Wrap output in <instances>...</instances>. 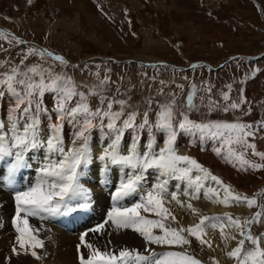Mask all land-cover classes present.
<instances>
[{"label": "snow or ice", "instance_id": "1", "mask_svg": "<svg viewBox=\"0 0 264 264\" xmlns=\"http://www.w3.org/2000/svg\"><path fill=\"white\" fill-rule=\"evenodd\" d=\"M9 34L0 32V39H8ZM9 44L24 45L26 41L12 36ZM21 61L10 67L9 71L0 73V100L7 94L12 102L7 120L0 119V160L12 158L11 174L28 167L29 153L41 149L46 153V162L40 167L41 178L34 186L26 190L15 191V219L17 247L12 249L17 256L23 252L37 260L42 257L36 252L43 248L42 240L34 236L29 224V217L41 220L47 217L68 215L78 209L89 206L92 193L80 183V178L94 159H98L105 173L111 166H119L125 170V178L121 179L113 200L112 211L108 213V221L118 230L131 229L143 238V252L139 249L130 250L123 247L116 251H101L85 241V233L80 237L81 244L77 246L79 264H202V262L186 251L185 246H191L194 237L201 246L212 248L206 239L207 228L218 229L225 243L236 240V236L225 233L226 228L236 230L240 239L237 246L226 253L236 264H264V235H253V225L264 223V202L260 203L261 211L251 218L243 220L227 216H203L193 227H171L169 221L176 222V217L165 206L174 201L181 207H187L193 213L198 210L191 202L186 205L180 196L189 201L198 200L201 195L212 204L232 206L246 204L248 207L258 205L256 198L234 193L231 185L225 184L219 177L194 158L179 154L177 140L181 133H187L200 140L219 141L226 147L228 162L236 166L239 162L242 171L264 170V152L256 151V145L249 142V137L255 139L259 131H264V125L259 128L242 122L197 121L190 118V112L198 111L195 104L196 85L192 84L191 94L186 97L187 110H177L175 93L171 99L164 101L149 97L144 101L143 110L132 101L127 92L121 93L116 88L115 94L108 95L112 84L110 77H100L95 73V83L77 82L67 69L79 68L71 65L62 55H56L47 49L35 45L28 46L25 51L21 48ZM38 58L32 64L27 61ZM51 59L53 63L49 64ZM58 62V63H57ZM59 66L60 71H57ZM7 67V64L0 65ZM99 65H97V68ZM243 83V81H242ZM164 82L161 81V85ZM183 88V85H177ZM231 90V85L228 86ZM211 87L207 92L211 94ZM159 95H165L163 88ZM46 96L51 98V106L45 102ZM122 96L124 98H118ZM95 97L93 106L91 99ZM227 102L228 93L222 95ZM246 102V101H245ZM155 105V107H154ZM210 112L220 108L216 101L207 104ZM239 103L226 104L224 112L236 110ZM154 115V118H153ZM47 126L42 127L43 120ZM73 127L72 147L66 150L65 124ZM102 134L105 143L94 156L92 148V132ZM132 137L126 152L122 142L125 136ZM158 134H163V144L158 147ZM79 142V147L75 146ZM250 149L261 163H254L245 158V152L239 153L233 147ZM222 148L216 149L220 155ZM59 157L54 159L53 157ZM155 172V183L151 188L146 187L148 176ZM196 173L194 176L193 173ZM177 181L185 187L182 190L169 192L171 181ZM214 183V187L208 184ZM223 194V195H222ZM139 195V201L131 206L121 205L125 198ZM264 197V193H257ZM170 197V201H166ZM77 202L73 206V202ZM147 214V215H146ZM156 218H149V216ZM106 222V223H107ZM104 224L92 229L94 233H102ZM250 242L252 248H246ZM111 243V241H109ZM155 246V247H153ZM90 250L86 256L80 248ZM157 249H161L158 251ZM10 260V258H9ZM216 264H219L217 261Z\"/></svg>", "mask_w": 264, "mask_h": 264}, {"label": "rangeland", "instance_id": "2", "mask_svg": "<svg viewBox=\"0 0 264 264\" xmlns=\"http://www.w3.org/2000/svg\"><path fill=\"white\" fill-rule=\"evenodd\" d=\"M0 26L8 28L17 38L26 41L24 45H13L8 43V39L12 36H8V39H0V65L7 64V67H0V73L9 71L11 66L20 63L21 48L26 51L28 46H41L56 55L64 56L70 66L79 65V68L70 67L66 70L78 83H95L97 80L95 73L99 71L101 78L106 76L111 78V91L108 95L115 94L116 88H119L121 93L127 92L131 95L132 101L140 106L141 110L145 106L144 101L149 97H155L162 102L171 99V93L174 92L177 110L186 111L187 108L183 104L186 96L183 97V94H186L189 85L191 87L195 84L194 102L198 111H191L190 118L197 121L213 120L229 123L239 121L257 128L264 125V0H0ZM37 60L38 58H30L27 63L32 64ZM136 60H159L171 66L141 64ZM48 63L51 64L53 61L49 59ZM57 71H60L59 66ZM161 81L164 82L163 85ZM177 85H183V88H178ZM209 87L212 90L211 94L207 92ZM161 88L165 94L163 96L159 95ZM224 93L230 96L227 102L222 99ZM6 100L9 102L7 110L9 112L12 102L7 94L4 97V101ZM202 100L206 101L202 104ZM210 101L218 102L220 108L210 112L207 107ZM45 102L51 106L50 96H46ZM233 102L241 104V107L224 112L223 108L226 104ZM91 103L95 105V97L91 99ZM0 117L5 120L6 116L2 117L0 114ZM43 122L44 125L47 124L46 120ZM188 135L184 136L186 141L182 142L179 140L182 136L178 137L176 147L179 154L194 158L225 184L231 185L234 193L256 198L258 205L251 208L246 204L226 207L212 204L203 194L200 199L192 201L180 196L185 205L191 202L198 206V202H202L199 206L201 209L195 207L198 211L193 213L187 207H181L171 201L165 205L175 206L176 213L172 212V214L176 217V222L169 221L170 226L193 227L205 215H231L233 218L243 220L261 211L259 205L264 202V197H257L256 194L260 193V189L264 186V170L249 168L242 171L238 161L235 162L236 166L228 162L226 147L219 141H202L198 136ZM97 136L102 138L101 144L103 142L106 144L102 134H98L95 130L92 132V141ZM126 136L131 141L130 135L126 134ZM162 136L163 134L157 136L158 147ZM249 142L256 145V151L264 152V131H259L255 139L249 137ZM190 146L194 147L190 148ZM218 147L222 148L220 155L216 152ZM233 147L238 153L244 151L245 158L249 161L261 163L259 157L254 156L250 149H241L237 145ZM124 151L126 152L125 149ZM93 153L95 156V147ZM102 171L101 176L105 173L104 167ZM109 171L111 173L109 190L113 191L115 183L123 179V176L118 178L115 175L114 166H111ZM101 178L103 179V176ZM89 180L86 182L81 180L80 183L85 188L90 187L91 184L97 186V181ZM153 180L155 183V178ZM208 184L215 186L211 181H208ZM96 186L98 190H106L105 185L101 188L99 182L98 187ZM135 196L124 200L125 202L134 200ZM7 199L10 200L9 197ZM165 199L167 201L170 197ZM124 200L120 203L123 204ZM102 204L105 202L103 201ZM210 207L216 209L210 211ZM82 211L83 209H78L74 215L81 214ZM181 211L186 212L188 218L181 217ZM89 213L87 212L85 216L92 215ZM7 214L8 211L5 218L0 216V252L12 251L16 247L12 244H16L17 236L13 235L8 227L10 218L7 219ZM64 217L65 215L48 218L50 221H56ZM149 218L156 217L150 215ZM14 219L15 216L11 219V227L18 234L14 229ZM32 219L37 220L34 217ZM37 221L43 224L36 222L32 234L43 241V248H37L36 252L39 256L45 254V258L56 257L47 252L50 249V237L66 234L75 244L81 234L87 233L80 229L70 234L56 228L54 224H48L46 219ZM107 221L108 213L104 223L107 224ZM86 225L89 226L90 222ZM107 228L98 234L105 238L110 237L111 233H108L110 230ZM252 230L255 236L264 235V223L254 224ZM206 231L205 238L213 241L212 248L201 246L194 237H189L192 240L191 246L175 250L186 251L202 264H216L220 259L222 262L219 264H236L235 260L226 256V253L237 246V241L241 238L239 233L231 227L226 228V234L236 236V240L226 244L218 229L207 228ZM112 232L113 234L117 232L119 236L122 233L121 230L116 229ZM127 236L130 238L128 243H120L116 239L111 241L110 238L107 239L108 242L105 240L103 245L98 244L97 248L101 251L118 252L123 247H128L130 250L139 249L143 252V238L135 232ZM88 243L92 244L90 241ZM67 244L69 251L66 253L72 257V264H77V254H75L77 246ZM214 245L218 249H215ZM246 248H252L250 242L246 244ZM84 250L88 253L86 256H89L90 250L87 248ZM21 255H24L23 252ZM9 258L8 264L19 261L13 251L9 254ZM43 260H37L35 264H43Z\"/></svg>", "mask_w": 264, "mask_h": 264}, {"label": "bare ground", "instance_id": "3", "mask_svg": "<svg viewBox=\"0 0 264 264\" xmlns=\"http://www.w3.org/2000/svg\"><path fill=\"white\" fill-rule=\"evenodd\" d=\"M205 101L206 100H202L201 103L203 104ZM0 103H1L0 104V114L2 115V117L6 116L5 117V121H6L7 120V115L11 111V109H10L9 112H7V110L9 109V102L7 100L4 101V99H3V100H0ZM44 123L45 122L42 123V127H46L47 126V124L44 125ZM65 129H66V132H65V145H66V148L70 149L73 146L72 143H71L72 135H73V128L71 127V125H65ZM98 134H100V133L98 132ZM98 136L95 139H93V141H92V147L93 148L95 147V155H98L100 150H101L100 141L102 140V138H100ZM180 136H182V138L179 137V140L182 142V141L185 140L184 136H189V135L187 133H181ZM190 137H193V136L190 135ZM130 138L132 139L131 136H130ZM130 143H131V141L129 140L128 136H126L125 140L123 142V148L125 150H127V147H128V145H130ZM162 144H163V138L161 139V142L159 143V145L162 146ZM75 146L79 147V142H77V144ZM193 147L194 146H190V148H193ZM184 150H185V148H184ZM28 156H30L29 166L25 167V168H22V169H19L14 174H11V181H12L11 183H9V180H10V171L9 170H10L11 164L14 161L12 160V158H7L6 160H0V216L2 218H5L6 217V212L8 211L7 219L10 218V220L8 221V227L10 228L12 234L17 236V237H18V234H16L13 231V228L11 227V219H12V217L15 216V191L16 190H26L28 187L34 186L35 183L41 178V174H40V171H39L40 168H38V167L42 166L46 162V153L44 152L43 149H41L40 152L33 151V152L29 153ZM39 156H41V157H39ZM53 158L54 159H59V157H55V156ZM102 168H103V164L98 159H96V160L94 159L93 162L90 164V167L86 168V171L84 172V175H82L83 177L80 179V181L83 180L85 182L87 180H89V179H90L89 181H91V180L97 181V186L94 185V184H91L90 187H88V189L92 193V199L89 202V206L87 208L83 209V211L81 213L82 217L80 219L81 230L88 233V236L87 235L84 236L85 241L87 243L90 241L95 248L98 247V244H102L103 245V242L105 240L107 241V239H110V238H111V241L116 239L120 243H128V240L130 238L127 235H129V233L130 234L133 233V231L131 229H128V230L121 229L122 233L120 234V232H119V234L121 236H119L117 234V232L113 234L112 231H113V229L115 230L114 226L111 225L110 222H108L107 224L104 223V220L106 218L107 213H110L112 211V208H113V206H111V198H113V197H111V196L113 195L114 191L118 187L117 183H119L121 180H119V181H117V183H115V187H114L113 191L109 190V186H110L109 185V181L111 180V173H110V171H108L106 173V176H105V173H104V175H102L103 176V179H102L101 178L102 177L101 174L103 173ZM114 169L116 171L115 175L118 178H121L122 176H123V178H125V176L123 175L125 170H122L119 166H114ZM156 175L157 174L155 172H152L148 176V179L146 181V187L150 188V187L153 186V184H152V183H154L153 178H156ZM193 175H196V173H193ZM104 176H105V178H104ZM98 182L100 183L101 188H102V185H105L104 188H106V190H102L101 191V190L96 189L95 186L98 187ZM7 185L10 186L11 193H12L11 195L8 194V193L2 192V190L4 188H7ZM184 187L185 186L183 184H180L179 182L173 180L169 184V192L178 191V189L182 190ZM95 191L98 192V193H95ZM103 195H104V198H103ZM7 197H9L10 200H8ZM103 201L105 202V204H102ZM138 201H139V195L135 196L134 200H128L126 202L124 200L123 204H121V205H123V206H131L133 203L138 202ZM167 201H170V199L167 200ZM169 203H171V202H168L165 205H167ZM201 204H202V202L201 203L198 202V206H196V205H193V206L197 207L198 210H199V209H201V207H199ZM167 207L171 210V212L176 213L175 206H173V204H171V205H169ZM215 209H216L215 207H210L209 210L212 211V210H215ZM87 212H90L89 214H92V215L90 216V215L87 214L85 216V214ZM177 215H179V214L177 213ZM9 216H11V217H9ZM93 216H96V217H93ZM181 217H187L188 218L187 213L186 212L184 213V211H181ZM90 219H92V220H90ZM36 222H39V223L43 224V222L34 220V219H32V217H29V224H30V226H31V228L33 230H34V226H36ZM87 222H90L89 226L86 225ZM49 223H51V222H49ZM101 224H104V230L107 227L109 228L110 231H108V233H111L110 237L105 238L103 235L100 236L98 233H94L92 231V229L97 228ZM110 228H113V229H110ZM60 233L62 234L61 231H60ZM81 236H83V234H81L76 239L75 244H74V241L73 242L70 241V237L67 236L66 234H64V235H60L59 234V236L56 235L54 237H50L49 238V240H50V249L49 250L47 249L48 251L47 250L46 251L48 253L54 254V256L56 255V257L55 258H51V257L45 258V254H43V255L41 254L42 255L41 256L42 259H44L42 261V263L43 264H45V263H50V264H72V262H73L72 257L69 255V253H66L67 251H69V250H67V249H69V245L67 243H69L70 245L74 244V246H78V245L81 244V240H80ZM61 237H63L64 239H62ZM209 241L212 244L213 241H211L210 239H209ZM8 242L11 243V244L13 243L12 241H8ZM132 243H133V241H132ZM4 244H6V243H4ZM12 245L16 246V247L18 246L17 244H15V245L12 244ZM214 247H215V249H218L216 247V245H214ZM39 250L40 249H38V251ZM72 251H74V250H72ZM80 251L84 252L85 255L88 254L84 250L83 247L80 248ZM11 252L12 251L0 252V264H2V263L3 264H8L10 262L9 254ZM75 252H76L75 254H77V264H79V259H78L79 252L77 250V247H76ZM40 253H41V250H40ZM218 253H219L218 256L220 258V251H218ZM17 257H18L19 261L13 262L12 264H35V262L37 261V259H35L34 257H31V256H28V255H21L20 254ZM218 262H222V260L220 259Z\"/></svg>", "mask_w": 264, "mask_h": 264}, {"label": "crops", "instance_id": "4", "mask_svg": "<svg viewBox=\"0 0 264 264\" xmlns=\"http://www.w3.org/2000/svg\"><path fill=\"white\" fill-rule=\"evenodd\" d=\"M28 6V5H27Z\"/></svg>", "mask_w": 264, "mask_h": 264}]
</instances>
